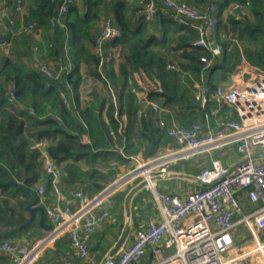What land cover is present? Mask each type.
I'll use <instances>...</instances> for the list:
<instances>
[{
  "label": "trees",
  "instance_id": "16d2710c",
  "mask_svg": "<svg viewBox=\"0 0 264 264\" xmlns=\"http://www.w3.org/2000/svg\"><path fill=\"white\" fill-rule=\"evenodd\" d=\"M156 1L158 11L148 21L137 13L139 0H75L65 15V29L49 23L58 13L61 0H25L23 21L35 22L37 30L43 29L48 36L47 56L42 60L65 54L68 37L73 66L60 80L47 85L36 63L28 64L30 56L8 54L0 60V242L22 231L28 220L26 206L35 196L45 207L59 200L53 173L44 166L43 149L62 170L57 182L61 192L70 197L78 189L92 194L99 191L98 182L104 187L128 170L132 155L150 156L159 147L172 145L166 129L158 124L160 115L169 124L174 120L186 126L205 122L208 108L195 98L194 82L200 78L201 58L211 56V52L194 45L196 28L178 22L172 8ZM182 1L202 10L211 3L216 5L214 38L222 52L208 71L209 83L229 81L240 67L242 53L251 65L264 71V0H249L247 12L240 8L235 13L227 12L228 6L247 0ZM103 16L111 18L122 35L105 44L108 52L117 47L120 55L106 58L101 71L100 57L92 45ZM169 63L176 66L170 68ZM136 73L162 85V91L149 90V97L163 108L161 113L155 114L151 105L138 101L130 89L129 80ZM12 83L13 100L9 98ZM69 84L74 92L71 105L60 95V90L71 91ZM109 86L114 89L113 95ZM120 122H124L122 128ZM85 135L89 141H85ZM34 140H43L45 145L33 146ZM97 163H102L106 171L99 170ZM200 169L192 170L197 174ZM40 183L45 187L42 194L38 192ZM128 192L120 189L112 196L121 217ZM119 221L114 225L120 227L123 220ZM51 247L56 254L68 251L69 234L58 237ZM107 247L98 242L91 249L104 254ZM0 264L12 263L0 253Z\"/></svg>",
  "mask_w": 264,
  "mask_h": 264
},
{
  "label": "built area",
  "instance_id": "2783aa9c",
  "mask_svg": "<svg viewBox=\"0 0 264 264\" xmlns=\"http://www.w3.org/2000/svg\"><path fill=\"white\" fill-rule=\"evenodd\" d=\"M160 1L173 9L178 22L196 28L198 37L194 45L211 52V56L201 58L203 67L200 78L194 82L195 98L202 107L208 108L205 122L186 126L174 120L169 124L160 115L158 124L166 129L173 140L172 145L150 156L140 153L132 155L133 165L95 193L78 189L72 197L59 195V200L46 208L52 228L45 235L32 244L11 239L0 242V250L12 264H41L39 259L46 248L54 246L64 233L69 234L72 253H62L59 264H73V256L88 258L92 251L88 234L101 222H117V216L111 211L113 194L123 185L138 179L145 180V187L153 193L159 217L149 216L146 223L136 230L134 240L123 245L115 255H108L101 264H148L150 259L154 262L149 264H239L242 258L252 254H258L261 264H264V240H261V235H264V157H251L253 153L264 152V71L251 65L242 53L235 75L237 81L209 83L208 71L215 57L222 52V46L214 38L216 5L211 3L207 9L199 10L182 0ZM73 2L75 0H61L58 13L50 18L51 26L60 25L66 29L64 18ZM24 3L25 0L0 1V47H8L16 37L37 30L35 22L23 21ZM138 4L139 15L148 21L155 18L159 8L156 0H139ZM249 4V0L245 3L234 1L227 12L235 13L240 8L245 10ZM237 17H240L239 13ZM121 35V28L111 18H105L93 43V52L100 57L101 71L106 58L120 55L117 47L108 52L105 44ZM67 40L66 53L56 57L53 64H38L39 70L47 78V85L60 80L72 69ZM34 48L37 50L39 46L35 45ZM175 66V63L168 64L170 68ZM140 74L136 73L135 78L129 80L130 89L138 101L151 105L155 114L161 113L163 108L149 97V90L162 91V85L150 80V87H147ZM246 74H249L248 78ZM14 87L15 83H12L9 88L11 100L15 99ZM109 90L113 95L114 89L109 86ZM60 95L67 105L72 104V89L70 92L60 90ZM141 113L139 109L138 114ZM122 118L125 122L124 113ZM123 123L120 122L121 128ZM32 145L42 148L45 142L34 140ZM225 147H233L243 156L244 161L235 169L232 170L233 165L225 163L220 156H214L209 166L193 175L194 180L204 187L189 189L181 194L158 190V178L169 176L175 163ZM43 153L44 166L53 173L55 188L60 192L57 182L62 170L46 150L43 149ZM96 167L106 171L102 163H97ZM44 189V184L40 183L38 192L42 194ZM244 197L257 206L250 213L242 215L240 198ZM61 200L64 204H61ZM239 214L240 217L235 219ZM127 220L130 222V216ZM238 225L247 226L256 236L255 245L250 250L238 252L235 249ZM164 248L173 251L168 254Z\"/></svg>",
  "mask_w": 264,
  "mask_h": 264
},
{
  "label": "crops",
  "instance_id": "0c3cea01",
  "mask_svg": "<svg viewBox=\"0 0 264 264\" xmlns=\"http://www.w3.org/2000/svg\"><path fill=\"white\" fill-rule=\"evenodd\" d=\"M207 8H204L203 10H205ZM199 10H202V9L199 8ZM105 18H106V16L105 17L103 16L101 18V21L99 23L98 32L100 31L101 26H102L103 21H104ZM98 32H97V34H98ZM32 33H34L33 37L38 38V40L40 41V43L42 45V48L44 50L46 49V51H47V44H48L47 37L48 36H45V34L43 32V29L36 30V31H34ZM21 36L17 37L14 40V42H13L14 45L15 44L18 45V43L20 42V40L22 38ZM69 41H70V39L68 38V40H67V49H68V51H70V49H71ZM35 45H38V44H35ZM92 48H93V45H92ZM37 50H39V48ZM20 54L21 53H19V55ZM6 55H8V54H6ZM6 55H0V58H1L0 60H2V57L6 56ZM44 55H46V52H43L42 56L40 55V57H41L40 58L41 59L40 62H48V63H51V64L54 63L55 59H47L46 61L42 60V57ZM24 59H26V57H24ZM31 63H32V60L29 61L28 64H31ZM39 63H36V66H38ZM116 69L118 70L117 66H116ZM235 75H236V72L230 77L229 81H227L226 83H230L231 81H237L238 78ZM143 80H144V84H146L147 87H150V84H151L150 79L148 77L144 76ZM234 116L236 117L235 114H234ZM84 139H85V141H89V139H88V137L86 135H85ZM166 146H168V145H166ZM166 146L159 147V150H161L162 148H164ZM214 156H220L225 163L232 164L233 166L243 159V156L240 153H238L235 150V148H233V147L232 148L231 147H225V148L219 149L217 151L215 150V151H213L211 153H201V154H198V155H196V156H194V157H192L190 159L180 160L179 162H177V163H175L174 165L171 166L172 170L170 171V175L166 177V178H169V179L167 181H165V183L163 184V189L166 192L181 194L182 192H184L186 190H189V189L201 188L203 186V184H201L200 182H196L194 180L193 175H195V173L193 174L191 172V168L200 167L201 168L200 171H201L203 168H205V167H207V166H209L211 164L212 157H214ZM111 163L112 164H116L115 159H112ZM84 164L85 163L83 162L82 165H84ZM177 164H189V165H187V169L189 171H184L182 168L180 170H178L177 168H175V165H177ZM166 178L159 177L158 179H166ZM180 178H185L187 180L183 181ZM136 181L133 182V186L138 184L141 180H139L137 182ZM99 184L101 186H103L102 183H99V182L97 183V186ZM98 189L100 190L99 187H98ZM59 193H60L59 195H62V197H70V195L65 194V193H63L61 191ZM142 195H143L142 194V189H140L139 191L136 192V194L133 196V198L131 200V214H130V226H131V228H130V231H129V233H128L127 237H126V240H125V242L123 244L124 246L128 245L129 243H131L134 240L136 230L146 223V221H147L149 216H151V217L158 216L159 217V210H158V212H155V214H153L152 211H150V210H148L146 208V205L142 202V198H141ZM134 201L135 202L137 201V203H135V205H133ZM60 202H61V204H64L63 200H61ZM248 202L249 201L245 197L242 199L243 209H245L246 206H248L247 205ZM123 203H125V199H124ZM249 203L252 204L254 207L257 206V205H255L252 202H249ZM36 204L43 206V204H41L39 201H37ZM111 206H112V204H111ZM73 207L75 208V205ZM46 208L47 207H45L46 221L52 225L51 217L49 215H47ZM111 208H113V210H114V212L116 214L119 213V210L117 208H115L114 206H112ZM141 208L144 211L145 215H144V213H142L143 215H141V218H140V225H139L138 228L134 229L133 228L134 227V223H133V213H132V211L136 214V213H138V210L141 209ZM248 213H250V212H248ZM27 214H28V220H27L26 223H23L22 231L21 232L18 231L17 234L14 235L12 238H6V239H11V240H14V241H17V242H20V243H25V244H32L36 240H38L39 238H41L43 235L46 234L48 229L44 228L41 225V223H40V218H41L40 210L35 209L33 212H31V211H29L27 209ZM124 214H125V220L121 223L120 227H118V226L114 225V223H110L108 221L99 223L97 225V227L95 228V230L93 232H91L90 234H88V239H89V241L91 243V246L93 247V246L97 245L98 242H102V244L105 247L109 246V249L107 250V253H108L111 250V248L113 247V245L117 241L116 240V236L120 237V235L122 234V231L124 229L123 223H126L128 221L127 220L128 215L126 213V208H125ZM139 214L140 213H138L137 215H139ZM245 214H247V213H245ZM240 215L241 214L237 215L238 218L240 217ZM238 218H236V219H238ZM31 220H33V223L30 224V225H27ZM239 226H242V225H238L237 228H236V235H237V241L236 242L237 243H236V246H235V249L238 252H239V250L240 251L245 250L244 248L246 247V246L240 247L238 245V243L242 242V241H244L246 243L249 242L248 239H249V236H250V234L247 233V231L250 230L247 226H245V228H243L244 231H239L238 230ZM132 229H134V230L132 231ZM127 240H128V243L125 245ZM251 241L254 244V241L250 240V242ZM71 248L67 252L72 253V249ZM91 250L92 251H91L90 256L88 258H86V259H81V258H79L77 256H73V264H101L107 253L102 254V251H100V250H93V249H91ZM0 253L4 254L3 251H1ZM61 254L60 253L56 254L53 251L52 247H48V248H46V250L42 254L39 263H41V264H59L60 260H61ZM252 255H254V254H252ZM258 263L261 264L260 261Z\"/></svg>",
  "mask_w": 264,
  "mask_h": 264
},
{
  "label": "rangeland",
  "instance_id": "374dc122",
  "mask_svg": "<svg viewBox=\"0 0 264 264\" xmlns=\"http://www.w3.org/2000/svg\"><path fill=\"white\" fill-rule=\"evenodd\" d=\"M245 12H247V9H245L244 10ZM37 33V32H36ZM33 34L34 33H31V34H25V35H23V36H21L22 38H21V40H20V42L18 43V45H14V41L8 46V47H0V55H6V54H19V53H21L20 55H22V56H26V57H28V56H30L31 57V60H32V63L34 64V62L35 63H39L40 62V55L42 56V54H43V52H46V49L44 50L43 48H42V45H41V43H40V41L38 40V38H36V37H33ZM35 44H38L39 45V50H35L34 49V45ZM32 45H33V48H32ZM30 52V54H28ZM248 76H249V74H246V77L248 78ZM217 151V150H216ZM133 165V164H132ZM131 165V166H132ZM187 165H189V164H177V165H175V168H177L178 170H180L181 168L184 170V171H189L188 169H187ZM195 167H193V168H191V172L194 174L195 172H193V170L192 169H194ZM172 170V169H171ZM177 170V171H178ZM125 172V171H124ZM119 176H121V175H118V177ZM118 177H116V179L118 178ZM169 178H166V179H158V186H157V188H158V190H160V191H165L164 189H163V184L165 183V181H167ZM181 180H183V181H185V180H187V179H185V178H180ZM114 180V179H113ZM113 180H111V181H113ZM140 179H138L137 181H139ZM110 181V182H111ZM136 181V182H137ZM133 187V182H130V183H128V184H126V185H123L122 187H120V189H125V190H130L131 188ZM202 187H204V186H202ZM201 187V188H202ZM119 189V190H120ZM142 202L146 205V208L148 209V210H150V211H152L153 212V214H155V212H158V206H157V204H156V202L154 201V195H153V193L150 191V190H148L146 187H143L142 188ZM114 195V194H113ZM241 200L243 199V198H240ZM122 202H123V200L121 199V201L119 202V206H121V204H122ZM135 203H137V201L135 202H133V205H135ZM112 206H114L115 205V201H112ZM248 206H246V208L245 209H243V212H242V215L243 214H245V213H248V212H251L252 210H254L255 209V207L252 205V204H250L249 202H248V204H247ZM111 206V207H112ZM111 211L113 212V213H115L114 212V210H113V208H111ZM132 213H133V223H134V229H136V228H138L139 227V225H140V218H141V215H143L142 213H144V211L142 210V208L141 209H139L138 210V213H140L139 215H137L138 213H134L133 211H132ZM115 215L117 216V222H115V223H118V225L120 224V221H119V218L121 219V221L123 220H125V214L123 215V212H122V217H121V212H120V214L119 213H115ZM144 215H145V213H144ZM120 216V217H119ZM236 218H238V216L236 217ZM235 218V219H236ZM114 223V224H115ZM244 226V227H243ZM243 228H245V225H242V226H239L238 227V230L239 231H244V229ZM134 229H132V231L134 230ZM131 231V232H132ZM247 233H249L250 234V236H249V239H248V241L249 242H244V241H242V242H239L238 243V245L240 246V247H242V246H246L244 249L245 250H242V251H240L239 250V252H243V251H246V250H250V248H252V247H254V244L252 243V241L250 242V240H253V241H256L257 239H256V236L254 235V233H252L250 230L249 231H247ZM261 240H264V235H261ZM128 243V240L126 241V243H125V245ZM255 243V242H254ZM164 250H165V252L166 253H171L172 251H173V249H165L164 248ZM260 261V256L258 255V254H254V255H250V256H247V257H245V258H242L240 261H239V264H259L258 262ZM151 262H154L152 259H150V260H148V264L149 263H151Z\"/></svg>",
  "mask_w": 264,
  "mask_h": 264
},
{
  "label": "water",
  "instance_id": "95a60500",
  "mask_svg": "<svg viewBox=\"0 0 264 264\" xmlns=\"http://www.w3.org/2000/svg\"><path fill=\"white\" fill-rule=\"evenodd\" d=\"M251 157L253 158H256V157H264V152H256V153H253L251 155ZM242 161L244 160H241L240 162H238L237 164H235L233 167H232V170L235 169L239 164L242 163ZM145 180H141L138 184H136L135 186H133L129 192L127 193L126 197H125V205H126V213L128 216H130L131 214V200L133 198V196L136 194L137 191H139L140 189H142L143 187H145ZM98 187L100 189H102V186L99 184ZM37 202V197L35 196L34 200L32 203L28 204L26 206V208L33 212L35 209H38L40 210L41 212V218H40V223L41 225L50 230L52 228V225L50 223H48L46 221V215H45V207L42 206V205H38L36 204ZM123 231H122V234L120 235L119 239L116 241V243L113 245V247L111 248V250L106 254L104 260L108 257V255H115L116 253H118V251L121 249V247L123 246L125 240H126V237L130 231V222H126V223H123ZM103 260V261H104Z\"/></svg>",
  "mask_w": 264,
  "mask_h": 264
}]
</instances>
